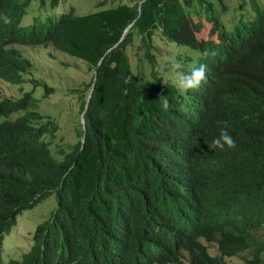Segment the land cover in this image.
I'll return each mask as SVG.
<instances>
[{
    "label": "trees",
    "instance_id": "trees-1",
    "mask_svg": "<svg viewBox=\"0 0 264 264\" xmlns=\"http://www.w3.org/2000/svg\"><path fill=\"white\" fill-rule=\"evenodd\" d=\"M36 1L37 13L29 12L25 26L31 0H0V83L31 84L19 98L0 97V264H97L112 249L121 264H235L226 258L236 256L243 264H264V4L250 0L249 20L240 18L226 31L208 0H133L46 17L38 10L60 0ZM196 6L216 39L198 38L202 23L191 15ZM156 33L198 52L178 60L185 73L207 65L199 88L182 92L167 73H158ZM17 43L51 44L96 71L77 92V115L83 113L85 123L74 122L76 142L57 140L60 125L38 105L54 85L49 77L25 78L32 63L13 47ZM128 50L149 64L144 79L130 82ZM38 84L44 89L36 98ZM161 95L169 108L145 128L123 112L135 108L142 116L145 97ZM60 100L50 97L52 104ZM225 127L236 148L221 151L213 141ZM183 171L197 203L205 193L219 194L214 219L180 223L184 216L171 204ZM52 194L56 206L36 226L30 249L4 261V234L22 211ZM152 223L160 225L158 232L148 228Z\"/></svg>",
    "mask_w": 264,
    "mask_h": 264
},
{
    "label": "rangeland",
    "instance_id": "rangeland-1",
    "mask_svg": "<svg viewBox=\"0 0 264 264\" xmlns=\"http://www.w3.org/2000/svg\"><path fill=\"white\" fill-rule=\"evenodd\" d=\"M131 1L133 0H60L57 7L52 8L48 4L44 5V10H38V14H44V17L50 14L57 16L62 10L69 7H73L77 14H86L88 11L107 9L116 6L118 3H128ZM208 2L215 4V8H212L214 14H217L226 31L232 30L238 19L242 18L244 20H249L252 16L250 0H208ZM221 2L225 5L224 8ZM257 2L260 5L264 4V0H257ZM37 4L38 1L31 0L28 5L29 7H27V14L23 16L22 25L26 26L30 23L32 18L29 12L37 13ZM194 11L195 12H191L192 17L202 23L201 31L197 34L198 38L216 39L214 35L209 36L208 34L211 21L207 20L203 9L196 6ZM155 44L159 50L157 64L159 67L158 72L160 73L164 72V66L167 64V60L168 63H170L172 60H178V57H183L186 54L192 57H196L198 54L195 49L184 44H178L174 41L155 38ZM17 48L21 54L27 56L32 62V66L25 74V78L42 79L43 77H49V81L47 82L54 85L55 91L49 95V98L40 101L38 105L44 114H49L50 117L60 125H58L60 129L57 132V140L61 137L64 139V143L76 142V132H73L75 129L74 119L72 115L69 114V112L66 113V111L71 105L77 106L78 97L75 96L74 99L71 100V94L67 91L66 86L74 81L78 91L84 90L86 83L92 78L94 68L89 69L88 64L55 49L51 44L34 47L20 45L17 46ZM64 63H67L69 66H66ZM166 77L171 80L168 72ZM26 81L20 84L1 82L0 97H11L12 99L19 98L25 91L31 90V84ZM21 84L23 87L20 88ZM43 89V85L38 84L33 91V95L39 98ZM54 95L61 97V100L56 104L50 103V97ZM60 109L63 110L65 114L57 112ZM71 112L76 111L73 108ZM78 118L79 117H77V120ZM55 206L56 198L54 195H50L33 208L22 211L17 217L16 224L3 238L2 257L5 260L10 258L19 259L24 252L29 250L36 226L50 216ZM261 231H264V228L259 230V232ZM206 245L211 254L218 253L215 244L206 243ZM246 253H249V251ZM226 259L235 264H243L240 256Z\"/></svg>",
    "mask_w": 264,
    "mask_h": 264
},
{
    "label": "clouds",
    "instance_id": "clouds-1",
    "mask_svg": "<svg viewBox=\"0 0 264 264\" xmlns=\"http://www.w3.org/2000/svg\"><path fill=\"white\" fill-rule=\"evenodd\" d=\"M221 4L224 8V5L222 2H221ZM5 22L6 23L8 22L7 18H5ZM130 26H131V24H129V25H127V27H125V29L123 30V35L127 32V30L129 29ZM155 38L163 40V37H161L160 33H156L154 35V38H153V40H154L153 45L155 47V50L153 51V53H154V57H156V64H157V56L159 55V50L157 49V45L155 44ZM17 46H20V45L18 43L13 45V47H15V49L19 52L21 57H25V58L29 59L27 56H24L23 54H21V52L19 51ZM36 46H41V45H36ZM115 46L116 45L114 44L112 47L108 48L106 52H108L109 50H111ZM30 47H34V46L31 45ZM127 53H128V57L130 59V62L132 63V70H133V75H132L130 82H132L135 78L136 79H144L145 76L151 70L149 64L147 62L142 61V60H138V57H142V55L139 53V51L135 52V50H128ZM67 55H69V54H67ZM205 55H207V53H205ZM69 56H71V55H69ZM71 57H74V58L82 61V59L77 58L76 56H71ZM82 62L85 63L84 61H82ZM183 67H184L183 64L179 60H172L170 63H168V60H167V64L164 66V68H165L164 73L168 72L170 79H171V80L168 79V81H171V83L178 90H180L182 92H187V91H190L193 89H197L207 80V65L200 64L199 67L193 68L190 73H185L183 71ZM158 68L159 67L157 64V71H158ZM158 73H160V72H158ZM161 73H163V72H161ZM93 74L95 75L96 71H94ZM93 74H92V76H93ZM74 77H76V76H74ZM66 89H67V91L70 92L71 100H73L74 97L77 96V92H78L77 86H75L74 81H72L71 84L67 85ZM87 92H88V89H87L86 93ZM91 93H92V87L86 96V102H85L86 106H88V101L90 100ZM141 105L144 108V114L142 116L137 115L138 113H137L135 108H130V109H127L126 111H123V112H125V115L127 116L128 119L130 117H137L139 127L145 128V127H147V126H149V125H151L157 121L162 108H164L165 110H167L169 108L168 96L161 95L157 98L145 97V100L143 103H141ZM73 108L75 109L76 112H71V109H73ZM68 112H69V114L72 115L74 122L75 121H81V123H83V124L85 123L84 118H83V113H81V115L80 114L77 115V107L75 105H71L68 108ZM77 117H79L78 120H77ZM147 138L150 139L149 133L147 135ZM83 140L84 139L82 138L81 141L83 142ZM213 147L218 148L221 151L225 150V147H227L228 149L236 148V142H235L234 138L231 135H229V133L226 130V127L221 130L219 137H217L213 141ZM189 177H190V174L183 171L181 176L176 179V186L173 190V192H175L177 195V199L175 198V200H174L173 204H171V206H177L179 211L185 217V218L184 217L181 218L180 223L194 224L196 222V219L198 217H201V216H205L209 220L214 219V215H215L214 205L216 204V201H217V198L219 197V194H215V193L207 194V193H205V194H203V197L200 200V202L197 203V199L194 198L197 191H194L192 189V187L189 183ZM52 195H54V194H52ZM16 221H17V219H16ZM148 228L153 230V231L158 232L160 225H158L156 223H152V225L148 226ZM9 232H10V230H9ZM4 236H5V234H4ZM112 248H113V246H112ZM105 253L108 255V257L105 259H103V258L99 259L97 261V264H121L119 261L121 254H120L118 249H112L111 251H106ZM14 259H16V258H14ZM3 260L7 261L8 259L5 260L3 258ZM50 264H56V262L52 261V263H50Z\"/></svg>",
    "mask_w": 264,
    "mask_h": 264
}]
</instances>
